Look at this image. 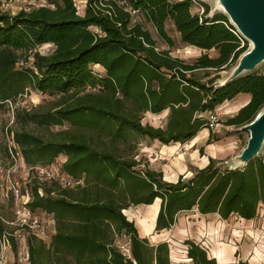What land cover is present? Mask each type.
Returning a JSON list of instances; mask_svg holds the SVG:
<instances>
[{"label":"trees","instance_id":"obj_1","mask_svg":"<svg viewBox=\"0 0 264 264\" xmlns=\"http://www.w3.org/2000/svg\"><path fill=\"white\" fill-rule=\"evenodd\" d=\"M47 1L14 14L0 11V109L30 90L60 97L49 109L17 108L13 141L29 168L50 167L65 157L64 171L84 176L85 183L64 189L32 180L25 207L53 217L56 232L50 243L28 233L30 264H173L170 243L141 238L127 216L130 208L156 199L161 200L157 232L170 230L178 215L194 210L224 221L256 220L264 210V150L244 168L229 169L212 159L191 179L176 183L138 159L140 140L187 143L208 127L207 112L239 94L251 99L227 125L249 124L264 108V74L251 72L220 87L194 77L197 71L229 70L248 50L229 18L222 13L209 17V4L197 0L204 7L202 17L192 13L193 0H86L84 15L76 0ZM128 7L141 11L168 48L174 46L167 33L172 21L182 43L203 54L187 63L160 49ZM47 44L55 49L45 56L38 48ZM212 50L217 57L207 53ZM23 60L31 65L19 67ZM94 65L105 75L96 74ZM165 110L170 111L165 127L142 124L144 114ZM65 124L69 128L50 141L32 130ZM8 228L0 221V236L9 234L16 253L17 228ZM123 238L128 254L120 244ZM184 245L190 264H218L196 242Z\"/></svg>","mask_w":264,"mask_h":264},{"label":"rangeland","instance_id":"obj_2","mask_svg":"<svg viewBox=\"0 0 264 264\" xmlns=\"http://www.w3.org/2000/svg\"><path fill=\"white\" fill-rule=\"evenodd\" d=\"M199 2H204L209 4L211 8V14L214 12L222 11L221 8L218 6L217 0H197ZM78 6V11L81 15H84L85 9H86V0H76L75 2ZM48 5L47 0H0V11L5 13L14 14L17 13L21 9L30 10L32 7H40ZM192 13L194 14H200L201 10L198 5H194L192 8ZM136 20L140 23L142 22L144 26L149 29L153 34L155 39H158V45L160 49H166L171 50V55L178 57L185 62H194L198 57H200L203 52L191 48L190 46H186L182 43L180 34L176 32V29L174 27L173 22L167 23V33H169L170 37L174 41V46L170 49L168 48L158 37L157 33L154 32L153 27L146 22L145 18L140 14L139 17H136ZM135 20V21H136ZM251 44L249 43V48ZM55 47L53 44H47L44 46H41L38 48L39 53L42 55L47 56L48 54L53 53ZM211 57H215L217 55V52L212 50L207 52ZM31 63V60H30ZM29 67L31 64H27L24 62V60L18 64L19 67L22 66ZM96 67V68H95ZM93 71H101L102 75H105V71L102 69V67L92 66ZM255 72L259 74H264V63L258 66V68L255 70ZM230 72L229 71H221L220 73H216L214 71H198L196 74H194V77L200 80H210V78L214 77L215 75L226 77ZM211 76V77H210ZM207 77H210L206 79ZM247 95V94H244ZM60 97L57 96H51L47 95L42 96L38 93V91L30 90L28 94H24L23 96H19L16 101H12L4 105L2 109H0V221L4 220L7 222H12L15 220V197L12 194L11 190V184L14 181L21 182L22 191L23 193H29V191L32 190V180H34V176L32 174L28 175L27 173L23 172L21 169H19L18 173L12 174L13 168H15L16 163L14 157H16V154L19 153V148L14 147L13 145V134L11 131L17 129V126L15 124L16 116L15 111L17 108H27L29 110L33 109L34 107H37L39 105H43L45 109H49L50 107H54V104L56 102H60ZM227 106V104L225 105ZM223 106V108L225 107ZM229 107V106H227ZM223 108L221 111V123L219 124L220 130L223 134L226 135V129L224 127L223 123L224 120L228 118V116L223 115ZM226 109V107H225ZM170 113V111H169ZM168 115H161L159 117H152V115L144 114L142 124H149L152 126L159 127H165ZM69 128L68 124H65V126H50L49 128H37L32 127V130L35 131L38 135L42 136L44 140L50 141L53 139H57L59 137V134L63 132L65 129ZM233 132L231 133L233 136V141L236 142L234 154L230 155L227 159L230 163L233 162L235 157L241 152V150L246 146L248 142L249 134L247 131H241L236 128H232ZM77 133L79 131H76ZM221 133V135H222ZM141 144L139 145V152L142 153V150H144L146 147H154L153 142L155 141L149 140L147 138H144V140L139 141ZM121 148H125V145L121 146ZM185 149L183 147H179L177 149V153L179 151H184ZM148 159V157H145ZM139 159V157H138ZM63 160V159H60ZM150 160V159H149ZM172 160V159H171ZM146 163V161H144ZM11 172V175L9 174ZM35 181V180H34ZM62 188V187H61ZM133 210H129L130 212H127L128 219L131 221L132 213L135 212L136 207H132ZM136 213V212H135ZM37 215L41 216L43 221L45 222L46 229H45V236L41 239L46 241L47 243H50V237L53 236V231L56 230V225L53 224H47L49 217L43 213H36ZM34 214V215H36ZM135 215V214H133ZM193 215V214H189ZM137 219V215H136ZM196 220V218H194ZM217 220V225L219 226V232L221 231V236L217 237L215 240L212 241L210 244H207V251L209 253H213V251H220L223 255H228L230 258V264H237L239 259L248 261L250 264H263L264 263V214H262V211L259 212L258 216L256 217V220L253 222H244L241 219H235V217L230 218L229 220H225V222H222L221 220ZM135 221V220H134ZM214 221V220H213ZM221 221V223L219 222ZM209 222V220H208ZM6 223V222H5ZM6 225L9 226L8 231H11L15 229V226H11L6 223ZM18 229V228H17ZM221 229V230H220ZM19 231V230H18ZM19 234L21 235L19 243H18V251L15 253L12 249L6 250V257H7V263L6 264H30L29 257H28V241L27 238L29 236L28 232H25L23 230L19 231ZM185 234V233H183ZM179 234L175 235L176 238L179 237V239L176 241V245L171 243L172 246V259L173 264H190L187 263V254L185 253L186 247L183 244L185 240V235ZM219 235V233H218ZM155 236V234L153 235ZM1 237V236H0ZM126 238H123L120 242L122 246V250L125 252V254L129 253V246L126 243ZM219 247V248H218ZM236 251V253H235ZM217 255V253H215Z\"/></svg>","mask_w":264,"mask_h":264},{"label":"crops","instance_id":"obj_3","mask_svg":"<svg viewBox=\"0 0 264 264\" xmlns=\"http://www.w3.org/2000/svg\"><path fill=\"white\" fill-rule=\"evenodd\" d=\"M217 55L215 57H217ZM197 72H195L194 74H196ZM210 77H207L206 79ZM250 99L251 97L249 95L239 94L234 100L226 101L225 103H223L220 106L221 109L226 104L227 106H229H225L226 109L225 107L223 108L224 111L222 114L228 116V118L224 120L223 123L236 116L240 109L249 103ZM209 112L205 114V117H208ZM146 114L152 115V117H159L163 114L166 116L170 113L169 110H165L159 115H154L150 112ZM220 126L214 131H212L209 127H206L205 129L201 130L195 137H193L189 142L184 144L176 143L175 145H163L162 143L155 141V143L153 142L154 147H146L144 150H142V153L139 154V158L143 157L146 163L149 164V166L153 170H156L158 172L161 171L162 174H164V180L169 183H176L181 177H184V179L186 180L191 179L195 174H197L199 170L207 168L212 159L219 162L227 161L228 157L235 153L234 150L236 148V142L233 141V136L231 134L233 132L232 128H235V126H230L225 123L224 127L227 130L226 135L221 132L222 130H220ZM179 147H183L185 150L183 152L179 151L177 153V149ZM145 157H148V159ZM64 158L65 157H61V159H63L62 161L65 160ZM153 205H157L158 209L152 230H148L147 228H143L139 225L136 219V215L140 216V210H146V208L151 207ZM130 209L131 211L133 210V208ZM160 209L161 200L156 199L152 205L136 206V213H132V218L137 224L140 237L146 239L148 238L152 244L156 245L159 243L168 242L170 243L172 252L171 243L176 245V241L179 239V237L176 238L175 235L185 233L183 234L186 236L184 242L186 240H191L199 244L207 251V244H210L212 241H216L215 239L221 236V231L219 232V226L217 225V220L215 219L216 217L218 220H221L219 216L216 214H209V216H203L199 214L197 210H194L190 213H181L177 216V223L170 230L163 229L161 232H157L156 219ZM260 211H262V214H264L263 209ZM194 218H196V220ZM235 219H241L244 222H253L237 217H235ZM221 221L225 222L224 220ZM221 221L219 222L221 223ZM55 232L56 230L53 231V234H55ZM154 234L155 236H153ZM49 239H51V237ZM185 247L187 249L186 245ZM185 253L187 254L188 252L185 251ZM215 253H217V255ZM209 256L215 258L218 264H230V258H228L229 256L221 254L220 251H213V253L210 252ZM240 261L242 260L239 259L237 264H239ZM186 262L190 263V260L187 258ZM246 262L250 264L248 261Z\"/></svg>","mask_w":264,"mask_h":264},{"label":"water","instance_id":"obj_4","mask_svg":"<svg viewBox=\"0 0 264 264\" xmlns=\"http://www.w3.org/2000/svg\"><path fill=\"white\" fill-rule=\"evenodd\" d=\"M222 11L208 14L213 17L222 13L229 18L232 26L241 36L250 43L251 47L240 56L234 67L227 70L230 73L226 77L215 75L206 83L220 87L235 81L237 78L251 74L264 63V0H217ZM241 131L249 134L248 142L232 163L223 161L229 169L244 168L264 150V108L257 114L253 121L242 127Z\"/></svg>","mask_w":264,"mask_h":264},{"label":"built area","instance_id":"obj_5","mask_svg":"<svg viewBox=\"0 0 264 264\" xmlns=\"http://www.w3.org/2000/svg\"><path fill=\"white\" fill-rule=\"evenodd\" d=\"M196 5L199 6L201 10V15L198 14L200 17H202V14L204 13V7L203 5L201 6L198 4L195 0H193ZM128 11L132 15L133 18L139 17L141 14L140 10H136L132 7H128ZM236 35H239L237 31H234ZM97 67H100L99 65H94ZM93 66V67H94ZM96 68V67H95ZM96 74L102 75L101 71H95ZM38 93L42 96H46V94L39 92ZM221 111L220 107H217L214 111H210L209 115L207 117L208 122L207 126L212 130H216L219 127V124L221 123ZM14 147L16 146L14 141H13ZM16 167L13 168L12 174L18 173L19 169H21L23 172L27 173L28 175L32 174L34 178H39L42 182H55L59 186H61L64 189L70 188L74 189L77 187H81L85 183V177L82 176V178L74 177L70 175L69 173L65 172L63 169L64 161L60 160V158H57L50 167H44V166H36L35 168H29L26 166L24 163H22V159L20 157V152L16 154V157H14ZM11 175V172L9 173ZM11 190L12 194L15 197V220L12 222H7L2 220L4 223L6 222L7 224L11 226H15L18 228L14 236L17 237V239L20 240V234L19 231L23 230L25 232L31 233L36 237L41 238L42 236H45V229L46 225L41 216L39 215H34L31 213L25 205L29 201V194H25L22 191V186L21 182L14 181L11 184ZM40 194H42L41 190L39 191ZM43 195V194H42ZM45 214V213H43ZM47 215V214H45ZM48 216V215H47ZM47 224H53L55 225V220L53 217L49 216V220ZM19 230V231H18ZM42 237V238H43ZM44 239V238H43ZM42 239V240H43ZM11 242L9 239V234L5 233L0 237V264H6L7 263V257H6V250L10 249Z\"/></svg>","mask_w":264,"mask_h":264},{"label":"bare ground","instance_id":"obj_6","mask_svg":"<svg viewBox=\"0 0 264 264\" xmlns=\"http://www.w3.org/2000/svg\"><path fill=\"white\" fill-rule=\"evenodd\" d=\"M157 205H153L151 207L146 208V210H140L141 215L137 216V222L143 228H147L148 230H152L154 220L157 214ZM147 232V231H146Z\"/></svg>","mask_w":264,"mask_h":264}]
</instances>
